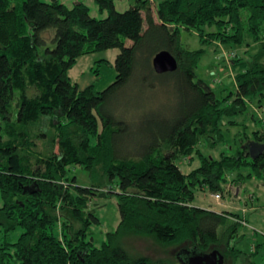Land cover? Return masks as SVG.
Returning a JSON list of instances; mask_svg holds the SVG:
<instances>
[{
    "label": "trees",
    "instance_id": "trees-1",
    "mask_svg": "<svg viewBox=\"0 0 264 264\" xmlns=\"http://www.w3.org/2000/svg\"><path fill=\"white\" fill-rule=\"evenodd\" d=\"M92 1L105 17H92L82 2L67 7L60 0H21L10 8L11 0H0V264H180L133 255L121 245L129 236L179 251L217 250L224 261L230 256L236 263L244 256L232 244L240 217L191 204L197 185L222 196L229 173L264 183V149L250 154L245 144L235 154L215 157L199 148L216 151L225 140L224 118L262 106L264 0H155V15L152 0H134L122 12L114 0ZM181 27L196 30L200 42L215 50L245 48L244 57L229 60L234 93L218 97L196 78L205 51L185 48ZM48 29L54 30L53 46L46 43ZM114 48L116 74L105 89L95 90L94 83L79 88L70 80L68 71L79 57ZM162 50L177 67L157 74L152 59ZM133 81L152 89L167 84L176 106L167 120L143 115L142 135L131 131L135 119L108 109ZM123 135H131L130 142ZM252 135L264 145L263 124ZM38 140L47 142V153L38 150ZM192 154L198 166L185 174L176 161L189 156L191 163ZM70 166L87 172L88 185L78 184ZM242 168L249 170L246 176ZM108 194L117 200L119 222L96 246L90 231L99 219L89 202ZM16 229L21 232L12 241ZM260 246H252L251 256Z\"/></svg>",
    "mask_w": 264,
    "mask_h": 264
},
{
    "label": "rangeland",
    "instance_id": "rangeland-1",
    "mask_svg": "<svg viewBox=\"0 0 264 264\" xmlns=\"http://www.w3.org/2000/svg\"><path fill=\"white\" fill-rule=\"evenodd\" d=\"M43 2H49L50 0H41ZM21 0H11L10 8L19 5ZM67 7H71L76 2H82L89 8V13L92 17L103 18L106 16V12L98 14L97 8L92 0H60ZM134 4V0H114V7L117 11L122 12L128 9ZM155 0L151 1L152 15H155ZM144 14V13H143ZM245 13H243V18ZM214 28H204L203 30L211 31ZM54 30L48 29L46 36H50V39H46L48 46H53L51 38H53ZM180 41L182 45L189 50L204 49V54L200 58V61L195 69L197 79H202L208 83L218 97L224 96L227 92L234 93L235 88L233 85V72L230 71L229 61L234 55L238 57H244L243 52L245 48L227 50L224 47L202 44L197 35V31L194 29L187 30L183 27L179 31ZM126 45H131V41L126 40ZM249 52L255 51V46H250ZM220 52V54H218ZM118 49H108L104 51H97L94 53L86 54L78 58L77 63L68 71L70 80L74 83H80L81 87L94 83L95 90L101 91L110 85L115 78V69L113 67L114 59ZM223 56V60L220 58ZM93 68L94 72L91 71ZM97 79V80H96ZM81 80L84 82L81 83ZM80 81V82H79ZM167 84H161L152 89L149 83H141L133 81L125 86L110 102L108 109L110 111H119L121 117L126 120L135 119L132 123V132L137 135L145 133L144 126L139 120L143 115L154 118L155 122L161 121V119L167 120L175 115L176 106L175 101L170 98L166 92L168 90ZM17 98L12 101V115L15 117L17 109ZM261 107L253 105L250 110L244 115H237L233 118H224L222 120V131L224 134V144L220 145L216 151H210L203 144L199 145L203 153L211 154L217 157L219 152H223L225 155L235 154L238 148H241L245 144L254 142L252 139V132L257 130L260 124L264 125L262 119V112L264 111V101H262ZM135 112V113H134ZM254 114V120L252 119ZM228 120H233L236 124H228ZM50 128L49 126H47ZM100 128V126H99ZM131 135H123L125 143L130 142ZM91 143L95 142L94 138H91ZM37 148L42 153L49 151L47 142L38 140ZM54 151H57V147H54ZM218 154V155H217ZM189 156L181 157L176 161L179 169L183 173H188L193 168L198 166V160L195 154H192V161ZM70 175L75 174L79 185H88V174L85 170L78 167L70 166ZM249 170L242 168L239 172L243 176L247 175ZM237 172L229 173L226 177L227 181L223 185L225 188L224 194L219 201L222 200L223 204L228 205V208H221L216 206L215 198L210 195L215 192H210L207 188H199L198 185L194 189V200L192 206L203 208L211 207L214 210H228L236 213L242 220L238 226L237 235L232 244L236 249H239L244 256L236 259V263L233 258L228 256L225 258L224 264H246L248 260L252 264H263L264 262V183L256 177L248 179H237ZM105 181H103V184ZM103 187V186H102ZM100 190H104V188ZM238 191V198L235 196V191ZM253 195V198L251 197ZM252 198V199H251ZM217 200V201H218ZM89 208L95 210L99 222L93 224L90 231V236L93 237V242L96 246H99L101 242L106 240L107 233H111L115 230L119 222V212L117 209V200L113 194H108L105 197L94 196L89 202ZM244 208V211L241 209ZM232 213V214H234ZM229 214V213H228ZM229 220H234L233 217L228 216ZM21 230L16 229L12 233V241L16 240ZM89 238V237H88ZM236 241V242H235ZM121 245L128 252L133 255H145L154 258H174L177 261V254L180 250L179 247H159L152 242L150 238L140 236L124 237L121 240ZM255 245H261L258 247V252L254 256H251V248ZM221 251L225 252L224 246H221ZM242 254V255H243ZM183 257V255H182Z\"/></svg>",
    "mask_w": 264,
    "mask_h": 264
},
{
    "label": "water",
    "instance_id": "water-1",
    "mask_svg": "<svg viewBox=\"0 0 264 264\" xmlns=\"http://www.w3.org/2000/svg\"><path fill=\"white\" fill-rule=\"evenodd\" d=\"M152 67L155 73L162 74L166 72H172L177 67V62L175 58L165 50H162L155 54L152 59ZM264 145L252 142L249 143L250 154L254 151H262ZM183 255V257H182ZM177 261L180 264H223V255L217 251L212 250L207 253L196 252L194 250H183L179 251L177 254Z\"/></svg>",
    "mask_w": 264,
    "mask_h": 264
},
{
    "label": "crops",
    "instance_id": "crops-1",
    "mask_svg": "<svg viewBox=\"0 0 264 264\" xmlns=\"http://www.w3.org/2000/svg\"><path fill=\"white\" fill-rule=\"evenodd\" d=\"M80 82V81H79ZM82 82H84L83 80H81V83ZM74 83V82H73ZM77 85H78V87L79 88H84V87H86V86H84V87H81V85H80V83H76ZM89 85V84H88ZM186 174V173H185ZM210 195H211V197L213 198V195L210 193ZM235 196H236V198H238V191L236 190L235 191ZM251 197L253 198V195H251ZM251 198V199H252ZM214 199V198H213ZM215 203H216V206H218V207H221V208H228V205H226V204H223V202H222V200H215ZM203 209H206V210H210V211H214V212H217V213H221V212H226V213H234V212H231V211H228V210H225V209H222V210H214V209H212L211 207H203ZM242 211H244V208H242L241 209ZM234 214H236V213H234ZM246 264H252L251 262H249L248 260L246 261ZM254 264V263H253ZM263 264H264V262H263Z\"/></svg>",
    "mask_w": 264,
    "mask_h": 264
},
{
    "label": "built area",
    "instance_id": "built-area-1",
    "mask_svg": "<svg viewBox=\"0 0 264 264\" xmlns=\"http://www.w3.org/2000/svg\"><path fill=\"white\" fill-rule=\"evenodd\" d=\"M213 197H214L216 200L220 199V195H219V194H216V193L213 195Z\"/></svg>",
    "mask_w": 264,
    "mask_h": 264
}]
</instances>
